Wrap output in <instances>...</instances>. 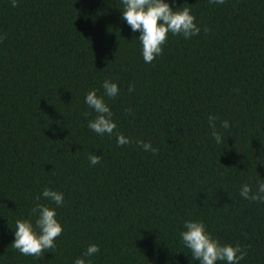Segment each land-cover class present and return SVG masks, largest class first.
<instances>
[{
  "label": "trees",
  "instance_id": "1",
  "mask_svg": "<svg viewBox=\"0 0 264 264\" xmlns=\"http://www.w3.org/2000/svg\"><path fill=\"white\" fill-rule=\"evenodd\" d=\"M169 4L190 8L201 31L168 34L145 63L120 0H0V264H72L91 243V264H197L179 241L186 219L238 244L239 264H264V202L239 195L264 179V0ZM106 78L119 89L106 98L112 136L87 128L84 104ZM45 186L64 193L62 232L22 255L12 228L34 221Z\"/></svg>",
  "mask_w": 264,
  "mask_h": 264
},
{
  "label": "clouds",
  "instance_id": "2",
  "mask_svg": "<svg viewBox=\"0 0 264 264\" xmlns=\"http://www.w3.org/2000/svg\"><path fill=\"white\" fill-rule=\"evenodd\" d=\"M15 6L16 0H12ZM214 4H222L224 0H210ZM121 18L130 26L133 33L139 32L135 37L138 41L140 55L145 63L153 61L162 53V45L167 35H181L185 39L195 36L201 31L195 22L194 14L188 7L172 8L169 0H120ZM207 31V28L204 29ZM103 93L97 95L95 88L84 95V104L95 113L87 120V128L97 135L114 134L116 122L112 119L113 113L106 103V98H114L119 94L117 83L110 79L101 82ZM129 92L132 86L129 85ZM125 111H131L125 109ZM85 117L88 112L83 113ZM218 119L210 114L208 117L211 136L217 144L221 143L222 136L216 130L214 121ZM221 128H228L227 120L220 121ZM129 138L120 132L115 133L117 145L128 144ZM136 143L146 152L155 153L156 149L148 141L137 140ZM100 157L95 154L88 155L90 166L96 165ZM239 195L245 200L264 202V179L257 181L255 191L248 183L240 186ZM41 198L51 202L40 203ZM36 203L32 208L34 221L30 218H18L14 222L12 247L22 255L40 256L47 249L55 247V238L62 232V224L56 217V207L64 203V193L50 187H43L35 198ZM179 241L189 250L191 259L197 264H239L245 252L238 244L221 243L207 229L199 219H186L183 221L182 230L179 232ZM99 251L95 243L88 244L82 253L73 259L72 264H91V260Z\"/></svg>",
  "mask_w": 264,
  "mask_h": 264
}]
</instances>
